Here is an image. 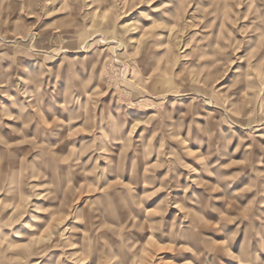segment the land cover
I'll return each instance as SVG.
<instances>
[{
	"label": "rangeland",
	"instance_id": "rangeland-1",
	"mask_svg": "<svg viewBox=\"0 0 264 264\" xmlns=\"http://www.w3.org/2000/svg\"><path fill=\"white\" fill-rule=\"evenodd\" d=\"M0 264H264V0H0Z\"/></svg>",
	"mask_w": 264,
	"mask_h": 264
}]
</instances>
